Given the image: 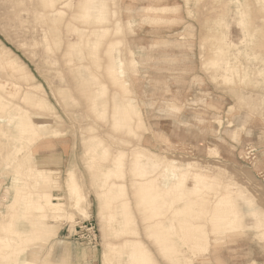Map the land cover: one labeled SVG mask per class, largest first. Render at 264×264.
I'll use <instances>...</instances> for the list:
<instances>
[{
    "label": "rangeland",
    "instance_id": "obj_1",
    "mask_svg": "<svg viewBox=\"0 0 264 264\" xmlns=\"http://www.w3.org/2000/svg\"><path fill=\"white\" fill-rule=\"evenodd\" d=\"M11 1L0 0V64L6 58L13 74L21 77L23 87L20 94L15 96L0 89V97L9 115L21 108L30 118H36L38 132L49 137L55 146V151L51 153H63L60 158L68 165L66 171L39 167L45 169L51 179L48 187L43 188L35 178L29 180V190H47L53 195L54 203L63 205L56 212H47L44 228L46 237L41 239L44 248L38 253L39 259L44 257L57 262L61 254L56 257V242L75 234L74 222L78 218H93L100 234V247L95 250L96 264H106L105 256L112 249L131 241H138L149 249L154 264H171L162 257L145 229L146 212L140 205V199L130 189V182L124 181L125 186L128 185L125 197L127 211L122 204L114 207L102 200L96 184L97 170L85 155L86 141L90 137H98L97 141L103 140V147L97 150V154H103L104 147L110 151V159L103 164L104 168H114L115 160L123 157L128 166L133 152L139 150L144 157L159 163L167 175L173 173V181L185 180L183 196L178 197L184 200L176 202V205L185 207L196 203L205 206L203 210L194 212L196 217L187 219L203 224L208 238V253L200 264H221L218 257L220 250L225 255V264H249L252 261L264 264V253L260 248L262 243L257 238L256 229H247L246 239L227 240L223 249L213 242L216 235H224L230 230L214 226L219 220L215 217L224 212L219 201L235 198L238 186L245 197L244 201L239 202L246 215L244 224L252 225L259 220L264 223V73L261 74L264 71V38L255 39L258 42H255V47L258 48H251L249 42H244L247 35L237 23L239 15L235 0H186L187 3L185 0H159L158 7H175L177 10L159 14L165 22L154 26L153 32L147 25H141L134 31L127 27L132 16H136L140 22L137 13L142 4L138 0H62L58 7L65 12V16L61 28L62 44L56 46L57 54L48 51L44 31L33 20L16 26L9 25L15 18ZM24 1L31 16L36 2ZM100 2L105 4V18L109 21L98 23L88 17L87 23L83 24L74 18L81 16L86 7L100 6ZM189 11L193 16H190ZM28 14L26 11L21 13L18 21L21 22ZM222 20L224 27L220 25ZM216 21L218 23L214 24ZM74 28L78 30L77 36L70 31ZM107 31L109 35L103 36L102 33ZM221 33L228 37L227 41L232 45L231 52L218 57L217 65L209 67L206 64L211 54L209 45L212 36L220 37ZM82 39L89 40L94 46L99 43L97 59L93 60L96 65L87 55H83L86 53L70 48L71 42L77 44ZM111 42L117 49L114 53L119 70L117 79L108 75V46ZM25 43L31 48L24 47ZM157 43L165 50L155 57L161 59L162 55L167 56L179 68L173 67L164 74L149 70V75L142 78L130 63V47L137 45L142 51ZM180 44H186V47L180 48ZM204 44H207V49L203 48ZM253 48L257 49L255 51L261 55V59L247 58L246 54L253 53ZM218 61L222 65L221 69ZM228 63L241 69L244 66L249 71L248 80L243 84L239 81L241 85H236L238 80L235 86L225 84L223 77L227 74L225 66ZM194 78L202 81V89L192 85ZM121 84L126 85L127 94ZM29 88L33 96L42 99V106L23 101V93ZM36 88L42 92H34ZM102 88L107 89L104 97L89 99V93L95 94ZM147 88H154V93L146 95L144 92ZM169 103L174 104L177 111L160 114L164 105ZM123 108L128 112V128H124L121 123L123 116L120 111ZM194 113L203 120H196ZM182 122L188 124L179 127ZM10 127L6 118L0 116V246L13 242L12 245H15L20 241L19 224L11 222L16 220L12 217L19 214L20 209L16 207L6 211V203L19 202L20 196L17 190L10 195H7L8 189L4 190V187L10 186L12 174L16 173L15 167L7 168L4 163L15 144ZM170 127L174 130H170ZM237 127L241 128L242 133L235 139L230 134ZM33 145L28 144L29 159ZM30 163L34 165V162ZM131 167V164L125 167L126 171ZM69 171L73 172V186L81 195L77 200L78 207L70 199ZM180 173H185L186 177L180 176ZM197 181L205 185H201L199 192L194 193ZM167 182L169 179H166ZM8 196L13 200L9 201ZM189 200L194 203L189 204ZM206 200H209L207 205ZM253 212L258 216L252 217ZM35 215V212L30 214V219H33V224L29 222L32 231L33 228L36 230ZM114 215L117 216L115 219L112 217ZM128 217L135 220V235L123 233L127 232ZM176 225L177 245L184 247L180 236L185 229L179 227V219H176ZM187 236L192 239L193 234L187 233ZM11 237L13 241H10ZM12 248L4 250V253H11ZM62 248L65 249L64 246ZM193 253L194 250L190 249L185 257L191 258ZM199 263L195 261V264Z\"/></svg>",
    "mask_w": 264,
    "mask_h": 264
},
{
    "label": "bare ground",
    "instance_id": "obj_2",
    "mask_svg": "<svg viewBox=\"0 0 264 264\" xmlns=\"http://www.w3.org/2000/svg\"><path fill=\"white\" fill-rule=\"evenodd\" d=\"M61 1L62 0H35V9L31 12V16H29V10L26 9V1L12 0L11 9L15 18L13 22H9V25L16 26L19 23L30 22L31 20H33L36 24L40 25L44 31L48 51L57 54L56 46L59 47L62 44L61 28L62 21L65 16V12L58 7ZM101 1L103 2V0ZM138 1H140V3L142 4L140 11L137 13V16L140 18V22L136 20V16L130 17L127 22V27L133 31L139 29L141 25H147L149 26L151 32H153V27L161 22L163 23L164 21V19L160 18L159 14H163L166 12H176L177 10V8L175 7H158L157 4L159 0H150L151 2H148V0ZM187 2L185 0V3ZM195 2H198V0ZM235 2L238 4L237 12L239 15V21L237 23L239 26L243 27L244 32L247 35L246 39H244V42H249V46H251V48L252 46L255 47L256 43H258L255 41V39L261 36L262 38H264V0H235ZM105 10V4L101 3L100 6H91L84 8L81 16H75L74 18L80 23L84 22L83 24L87 23L88 20L86 19L88 17L92 18L98 23H104V20L109 21L108 18H105ZM24 11L27 12L28 16H26L20 22L18 21V19L21 18L20 14ZM195 14H197V12ZM190 16H193L191 15V12ZM260 22L262 23V26H260ZM172 23L174 24V22ZM216 23H218V21H216L214 24ZM220 25L223 26V20L220 22ZM217 27H219V25ZM209 30L211 33V29ZM214 30L215 29H213L212 31ZM70 31L73 32L75 36H77L78 30L76 28L71 29ZM217 32H215V34H217ZM102 34L103 36H106L107 34L109 35V31ZM205 37L207 36L205 35ZM227 38L228 37H226V35L222 33L220 37H215V35L214 37L212 36V42L209 45L211 56L208 55L209 58L208 63L206 64L207 66L214 67L215 65H217L218 57H223L231 52L232 45L227 41ZM248 38L249 40L247 41ZM18 39L24 41L23 38ZM211 40H209V42ZM207 44H204L203 48L207 49ZM180 45V48L186 47V44ZM23 46L27 47L28 49L31 48V45L26 43L23 44ZM98 46V42L96 43V46H94L91 44V42H89V40L85 41L84 39H82L77 44L72 42L70 43V48L78 50L81 53H86L83 55H87L92 61L97 59ZM160 46L158 43L153 44L150 45L148 50L142 49V51L137 45H132L130 47V63L137 69L136 73L140 74V77L144 78L146 77V75H149V70L159 71L158 73L162 72L164 74L167 70L173 67L175 69L179 68L178 64L173 63L174 61L169 60L167 56L162 55L161 59L157 56L155 57V55H157L159 52L163 53L165 50L163 47L161 48ZM251 48L249 50H252ZM116 50V47L111 42L108 46V54L110 58V65L108 66V75L110 78L113 77L115 79H117L116 75L119 73V70L116 67L117 55L114 54L116 53ZM255 50L257 49H254L252 51L253 53H247V58L254 60L261 59V55L258 54V52H256ZM240 52H243V50ZM244 52L246 53V51ZM4 59V63L0 64V89L5 90L9 95H18L20 94V91L22 89L21 87H23L21 86V77H17L13 74L10 69V63L6 58ZM93 63V65L97 64L94 61ZM218 66L220 67V69L222 68L220 61H218ZM225 69L227 74L223 78L225 84L227 83V85L229 84L230 86H235L237 80V82L240 81L242 84L248 80L249 71L246 70L244 66L243 69H241L237 65L232 66L228 63L225 66ZM263 73L264 71L261 72V74ZM170 79L172 80L173 76H171ZM139 80L143 82L142 79L139 78ZM240 82L236 85H241ZM192 85H197L200 87V89H202V81L198 78L193 79ZM122 89H124V93L127 94L126 85H122ZM31 91L32 90L30 88L24 91L23 101H25V103L27 104L30 103L32 105L42 106V99L38 100L37 97L32 95L33 92ZM34 92L40 93L42 92V90L36 88ZM144 93L146 95H152L154 93V88H147L145 89ZM106 94L107 89L102 88L99 89L95 94L89 93V99H94V97L98 96L104 97ZM102 104L106 105L105 102H103ZM0 109L2 110L0 116L5 117L8 124L11 126V136L13 142L15 143L11 152L5 159L4 163L7 168L15 167L16 173L12 174L11 184L9 187H4V190L8 189L7 195H10L17 190L20 196L19 202L15 201V203H6V211L14 210V208L16 207L20 209L19 214H14V216L12 217V219L16 220H11L12 223L18 222L19 224L20 241L18 243H15V245H12L14 244V242H11L12 244L10 245L5 244L0 246V262H2V264H38V255L40 254L39 252L44 248V242L42 244L41 239L45 236L46 232L44 228L45 222L47 220V212L50 210L52 212H56L60 210L63 205L62 203H54L53 195L47 190L36 192L29 190V180L35 178L43 188L49 186L51 179H49L46 175L44 171L45 169H41L37 165V157L41 154L54 152L55 146L51 144L50 140L48 139L49 137H46L45 134H40L38 132L35 127V124L37 123L36 118H30L28 113L25 111L23 112L21 108H18L15 113L9 115V113H7L8 108L6 104L3 103L2 97H0ZM230 109L231 107L228 111H230ZM176 111L177 109L174 104L169 103L164 105L163 109L160 110V114H168ZM120 113L121 117L123 116L121 123H123L124 128H128V112L126 111V109L123 108ZM193 116L196 120L201 119L200 115L197 113H194ZM202 120L203 119H201L200 121ZM187 124L188 122H182L179 127ZM118 125L120 126V124ZM169 129L174 130L173 127H170ZM241 133V128L237 127L236 129L231 131L230 135L236 139L241 136ZM97 138L98 137H90L86 141L87 143L85 155L88 160H91L92 167L96 168L97 170L98 175L96 184L99 187L100 195L103 197L102 200H104L107 205H113L114 207H117L119 204H122L125 211H127L128 203L125 200V197L127 195L128 185L125 186L124 184V181L127 180V182H130V189L134 191L135 196L140 199V205H142L146 212L145 229L147 230L154 244L157 246V248H159L162 257L171 264H195V261L201 263V260H204L206 254L208 253V238L206 236L205 230L203 229V224L189 221L187 219H192L196 217V215H193L194 212L203 210L205 206L196 203L191 204L194 203V201L192 200H189V204H191L189 206L180 207L176 205V202L184 200L183 198L178 199V197L180 198L181 196H183V188L186 185L185 180L177 182L173 181L171 177L174 176L173 173L167 175L164 170H161L159 163L152 161L147 157H144L142 152L139 150H135L133 152V157L130 161L131 163L128 164V166L130 164L132 165L129 171H126L125 169V167L128 166H126L125 164L124 157L123 159L119 158L115 160L114 168H104L103 164L109 161L110 159V151L107 147H104V153L97 154V150L103 147V140L97 141ZM58 142L62 143V140L58 139ZM29 143L34 144L32 146L33 150L30 153L31 159H29L30 156L27 155ZM31 161L34 162V165L32 166L30 165ZM1 173L2 172H0V174ZM180 176L185 178L186 174L180 173ZM166 179H169V182L166 183ZM73 184V172L69 171V195L71 201L74 202L75 207H78L77 200L81 195L79 191L74 188ZM201 185L205 184L202 181L196 182V188L194 189V193L199 192V187ZM237 188L238 191L235 198H232L228 201H219V203L223 205L224 212L220 213L218 216L215 217V219L219 220L214 223V226L227 227L230 230L226 231L224 235H216L213 241L214 245L220 249H223V245L226 244L227 240H229L228 242H230L235 241L238 238L246 239V230L256 229L258 230L257 238L262 243V247L260 245V248L264 253V223L259 220L257 222L252 223V225L244 224L246 215L245 212L239 206V202L244 201L245 197L243 190L240 189L239 186ZM7 198L9 199V201L13 200L12 198H10V196H8ZM208 201L209 200H206V205ZM16 203H18V205H15ZM33 212H35L36 214L34 221V226L36 230L33 228L32 231L29 222L32 223L33 219H30V214H33ZM257 216L258 214L253 212L252 217ZM112 217L115 219L117 216L114 215ZM176 219H179V227L181 226L183 229H185L180 236L181 243L184 247H179L175 239L178 234ZM123 233L131 235L136 234L134 218H127V232L124 231ZM183 233H185V235H183ZM187 233L193 234L192 239H190V236H187ZM13 240L14 238L11 237L10 241ZM11 247L14 248H12L11 253H9L10 256H8L9 254H5L4 250H10ZM190 249H193L194 253L192 254L191 258H187L185 257V255L188 254V251ZM248 253L251 254L250 252ZM219 256L220 263L225 264L226 258L221 250L218 251V257ZM44 259L46 261L44 264H51L49 259ZM152 259L153 258L149 249H147L142 243L138 241H131L125 243L123 246H119L112 249L110 254L105 256L104 260L106 264H154ZM249 264L258 263L252 261Z\"/></svg>",
    "mask_w": 264,
    "mask_h": 264
},
{
    "label": "crops",
    "instance_id": "obj_3",
    "mask_svg": "<svg viewBox=\"0 0 264 264\" xmlns=\"http://www.w3.org/2000/svg\"><path fill=\"white\" fill-rule=\"evenodd\" d=\"M60 157H63V153L41 154L37 157V161H38L37 165L39 167H46L52 170L66 171L68 169V165ZM56 243H57L56 251L58 252L57 253L58 256L56 255V257H59L60 254L61 257L57 262H55L54 260H49L51 264H96L97 257L95 254L97 252L84 245L76 244V242L72 239L71 236L69 237L66 236V238L63 241H59ZM63 246L65 249L62 248ZM62 250H63V254H62ZM69 260L70 263H68ZM45 262L46 261L44 258L42 259L40 258L38 260V264H44Z\"/></svg>",
    "mask_w": 264,
    "mask_h": 264
},
{
    "label": "built area",
    "instance_id": "obj_4",
    "mask_svg": "<svg viewBox=\"0 0 264 264\" xmlns=\"http://www.w3.org/2000/svg\"><path fill=\"white\" fill-rule=\"evenodd\" d=\"M74 230L75 234H73L72 238H74L76 243L92 250L100 247L99 229L93 218H89L88 220L78 218L74 222Z\"/></svg>",
    "mask_w": 264,
    "mask_h": 264
}]
</instances>
